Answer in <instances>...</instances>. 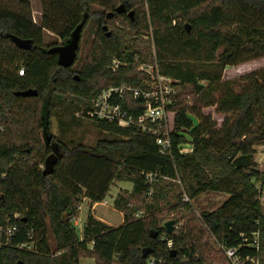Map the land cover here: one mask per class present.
I'll list each match as a JSON object with an SVG mask.
<instances>
[{
  "label": "trees",
  "instance_id": "1",
  "mask_svg": "<svg viewBox=\"0 0 264 264\" xmlns=\"http://www.w3.org/2000/svg\"><path fill=\"white\" fill-rule=\"evenodd\" d=\"M211 1L42 0L41 22L35 24L30 0H0V226L10 219L19 229L11 244L0 249V264H80L84 256L95 258L96 264H207L206 235L264 264V161L255 159L256 147H264V68L229 80L222 76L226 66L264 57V0ZM92 3L103 10L92 12ZM120 4L126 11L107 19ZM118 17L135 35L152 37L162 74L193 88L191 105L185 94L170 106L172 153L161 154L152 134L97 120L102 131L117 137L99 139L94 146L52 137L59 158L54 172L45 176L40 165L53 147L44 130L51 134L55 100L74 94L92 101L111 85L140 87L145 78L137 67L148 55L119 28L110 36L103 30ZM92 19L98 29L89 59L78 69L59 65L57 54L47 52L43 30L64 43L79 24L84 30ZM11 35L31 39L32 47L18 48ZM114 60L119 61L116 69ZM191 61L216 63L220 69L199 70ZM31 87L38 89L37 96L16 95ZM29 99L41 105L14 106ZM125 107L142 111L140 106ZM207 107L225 116L221 125L204 112ZM189 142L193 149L185 153L183 145ZM118 151L124 153L114 159ZM116 179L133 183L131 193L115 200L123 224L110 226L90 212L80 236L72 218L82 198L104 201ZM166 179L178 180L190 200L205 192L229 197L214 211L190 215L178 234L170 233L160 223L161 210L147 202L149 197L166 201ZM139 199L142 206L132 203ZM190 204L182 202L189 210ZM255 234L258 246L245 248ZM146 247L153 250L144 257Z\"/></svg>",
  "mask_w": 264,
  "mask_h": 264
},
{
  "label": "rangeland",
  "instance_id": "2",
  "mask_svg": "<svg viewBox=\"0 0 264 264\" xmlns=\"http://www.w3.org/2000/svg\"><path fill=\"white\" fill-rule=\"evenodd\" d=\"M208 2H212L208 0ZM31 4V14L35 24H39L41 22L42 17V0H30ZM91 11L97 12L99 10H103V7L98 5L97 3L91 4ZM109 27V31L115 30L119 28L122 32H125L124 38L126 40H130L131 42L140 47L143 55H148V59L145 60L140 58V63L138 64L137 70L143 66L144 64H149L154 62L153 57V47L152 46V37L149 34L142 33L141 36L139 34L134 33V30L130 31L128 24H125V21L122 17L116 18L114 21H110L106 23ZM98 29V23L95 20H90L86 27L82 32L81 39V47L78 54V58L73 65V69H78L82 66L88 59L89 54L91 52V48L93 45V39L95 37V33ZM134 34V36L132 35ZM43 41L45 44L51 46L61 44L62 40L60 37L49 31L43 30ZM129 42V41H128ZM151 44V46H150ZM140 56L138 55V58ZM145 60V61H144ZM190 65H194L196 69L199 70H208V71H218L220 67L216 63H208V62H195L191 61ZM116 67L115 60L113 61V68ZM264 68V57L256 60H251L246 63L237 65V66H226L222 69L223 79L229 80L233 78L241 77L247 73L257 71ZM141 72V71H139ZM21 74V70H19ZM171 86L174 91V97L179 96L182 97L186 94V103H193V95L191 94L193 88L191 86L187 87V89L183 88L182 85L176 84L175 81L171 78ZM176 84V85H174ZM91 101L86 98L78 97L74 94H67L61 100L54 101V112L55 115L51 120V134L52 137L55 138L56 141L61 140L67 142L71 145V142L74 143H84L88 146H94L99 139H114L117 136L113 135L109 132L102 131L98 125L97 121L90 119L87 117L85 110L90 106ZM41 102H37L34 99L24 100L22 102H18L14 106H40ZM206 114H210L213 119L221 125L224 120V115L218 114L215 111V107H207L204 109ZM170 116H173L172 114ZM28 117V116H27ZM197 122V121H196ZM32 123L35 124V118L32 120ZM33 124V125H34ZM35 126V125H34ZM37 128V126H36ZM38 130V129H37ZM39 136L42 137L41 132L38 130ZM189 138V137H188ZM189 141L191 139L189 138ZM45 143V142H44ZM193 149V145L191 142L183 145L182 151L187 153L191 152ZM123 151L115 152L114 159H120ZM255 159L258 162L264 161V154L262 147H256V155ZM42 170L45 168V162L40 165ZM165 186L166 190V201L161 200V202H157L152 197L147 199V202L152 204L156 210H161L159 214L160 223L165 225L168 221H174V230L173 232L179 233L183 230L184 226L189 219V216L192 214L200 215L202 212H210L214 211L218 207H220L225 198L229 197L224 193H213V192H205L200 194L195 199L190 200L187 193L184 192L181 183L178 180L166 179L162 183ZM258 187H261V182H259ZM133 189V183L131 181H125L116 179L110 188V191L106 197L108 201L107 204H103V202L99 203L95 208L96 217L99 219H103V222H106L108 225L116 227L123 224L124 215L123 212L116 208L115 200L120 196H127L131 193ZM263 195V194H262ZM84 197L82 198L81 203L79 204L78 213L75 215L76 220L79 221L78 225H76L78 234L81 236L83 233L84 225L87 221L88 214L92 211V208L86 207V205H82L84 202ZM190 202L191 208L182 206V202ZM134 205L142 206L143 203L141 199L132 200ZM82 205V209H81ZM145 210L138 213V217L144 216ZM95 216V215H94ZM100 219V220H101ZM203 244L205 245V249L207 250V264H229L225 261L224 253L219 249L220 245L216 236H204ZM80 264H96V260L90 256H84L80 258ZM259 264V263H258Z\"/></svg>",
  "mask_w": 264,
  "mask_h": 264
},
{
  "label": "built area",
  "instance_id": "3",
  "mask_svg": "<svg viewBox=\"0 0 264 264\" xmlns=\"http://www.w3.org/2000/svg\"><path fill=\"white\" fill-rule=\"evenodd\" d=\"M118 68L119 61L115 60ZM145 78L142 80L141 86H133L130 84L111 85L94 98L90 106L86 108L85 113L88 118L93 120H106L113 122L121 127L136 128L142 132L152 134L156 138V143L160 148V153L170 155L172 153L171 132L174 125V119L170 106L174 105V91L171 86V77L160 72L159 64L155 59L154 62L144 64L139 68ZM21 73L23 71L21 70ZM125 106L142 108L141 113L137 114L127 109ZM149 181L152 182L154 177L148 175ZM103 204H107L105 199ZM19 215H15L18 217ZM75 225L79 221L76 217L72 218ZM11 220L7 221V226H0V249L11 244L12 238L19 231L16 224H11ZM253 242L243 244L246 247L258 246V234L254 235ZM172 247V242L168 244ZM220 250L224 253L229 264H245L250 262L258 264V258L250 255L243 256L239 253V247H229L225 244H219ZM152 260L150 264H154Z\"/></svg>",
  "mask_w": 264,
  "mask_h": 264
},
{
  "label": "water",
  "instance_id": "4",
  "mask_svg": "<svg viewBox=\"0 0 264 264\" xmlns=\"http://www.w3.org/2000/svg\"><path fill=\"white\" fill-rule=\"evenodd\" d=\"M126 11V6L124 4H120L114 12H108L107 19L113 18L116 14H122ZM129 14L132 16L134 14V10H131ZM82 30H83V24H79L72 32L71 37L62 44H57L54 46H51L47 52L51 54H57L58 58V64L61 66H72L76 62V59L78 57V52L80 48V42L82 37ZM103 30L107 32V34L110 36L111 31H109V27L107 24L103 25ZM11 40L16 44V46L23 50H29L32 45L33 41L31 39H22L16 35H11ZM76 78H79V75H75ZM39 94V91L37 88H28L26 90L17 91L16 95L18 96H24V97H33L37 96ZM45 140L47 144L52 143V135L48 133L47 129L44 130ZM53 152L48 155L45 161V168L43 170V174L45 176L50 175L54 172L55 165L58 162V155L56 153V147L55 143L52 144ZM168 232L172 233L174 230V221H168L164 225ZM153 237H157V232H152ZM152 247H146L143 249V256L147 257L152 252ZM176 250H174L175 255Z\"/></svg>",
  "mask_w": 264,
  "mask_h": 264
},
{
  "label": "crops",
  "instance_id": "5",
  "mask_svg": "<svg viewBox=\"0 0 264 264\" xmlns=\"http://www.w3.org/2000/svg\"><path fill=\"white\" fill-rule=\"evenodd\" d=\"M259 147H262V146H259ZM262 149H263V154H264V147H262ZM213 193H218L219 194V192H213ZM224 194H226V193H224ZM262 198H261V201H262V205H263V213H264V186H263V188H262ZM226 195H228V194H226ZM228 199V197L227 198H225V200H227ZM224 200V201H225ZM99 203H101V202H98V203H92L91 201H90V199H88V198H86L85 197V199H84V202L82 203V205L84 206V205H86V207H88V208H92V213L95 215V217H96V215L97 214H95V208L97 207V205L99 204ZM82 205H81V209H82ZM216 210V209H215ZM99 219H101V218H99ZM101 220H103V219H101Z\"/></svg>",
  "mask_w": 264,
  "mask_h": 264
},
{
  "label": "flooded vegetation",
  "instance_id": "6",
  "mask_svg": "<svg viewBox=\"0 0 264 264\" xmlns=\"http://www.w3.org/2000/svg\"><path fill=\"white\" fill-rule=\"evenodd\" d=\"M62 44V43H61ZM55 143V142H52V144Z\"/></svg>",
  "mask_w": 264,
  "mask_h": 264
}]
</instances>
